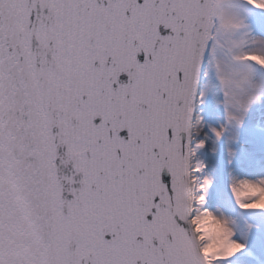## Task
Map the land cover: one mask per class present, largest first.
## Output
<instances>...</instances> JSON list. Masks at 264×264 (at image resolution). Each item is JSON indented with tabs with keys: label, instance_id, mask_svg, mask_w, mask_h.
<instances>
[{
	"label": "snow or ice",
	"instance_id": "6c2138e0",
	"mask_svg": "<svg viewBox=\"0 0 264 264\" xmlns=\"http://www.w3.org/2000/svg\"><path fill=\"white\" fill-rule=\"evenodd\" d=\"M0 264H264V0H0Z\"/></svg>",
	"mask_w": 264,
	"mask_h": 264
}]
</instances>
